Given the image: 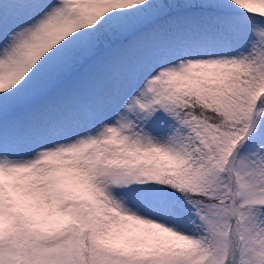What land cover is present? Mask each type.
<instances>
[{"label":"snow or ice","instance_id":"1","mask_svg":"<svg viewBox=\"0 0 264 264\" xmlns=\"http://www.w3.org/2000/svg\"><path fill=\"white\" fill-rule=\"evenodd\" d=\"M0 264H264V0H0Z\"/></svg>","mask_w":264,"mask_h":264}]
</instances>
